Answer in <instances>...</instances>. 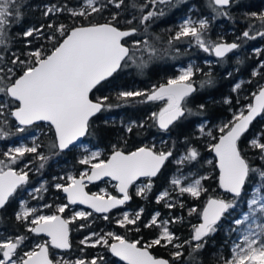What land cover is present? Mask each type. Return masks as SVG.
Here are the masks:
<instances>
[{
	"label": "snow or ice",
	"instance_id": "1",
	"mask_svg": "<svg viewBox=\"0 0 264 264\" xmlns=\"http://www.w3.org/2000/svg\"><path fill=\"white\" fill-rule=\"evenodd\" d=\"M109 3L120 8L124 4V0H108ZM172 0H147L144 5L139 7L141 13L144 8L151 4L153 10L142 14L140 23L146 24L153 17L163 15V9L156 11L157 5L170 4ZM233 0H210L213 10L219 15L227 16L228 13L223 9L230 6ZM99 0H85L84 7L79 9L61 8L52 5L46 8L45 15L54 12L68 11L71 16L87 17L92 13L100 12L106 5L101 4L97 7ZM252 17L259 19L261 25L264 26V13L257 15L251 14ZM20 18L19 5L17 0H0V45L6 44V29L10 23V18ZM118 14H114L111 20L103 24H90L88 26L80 25L69 28L67 25H59L56 29L62 41L53 37L54 43L50 51L37 49L28 53L29 60L26 62L21 60L15 53L12 54L14 59L10 61L12 65H19V70L15 67L0 66V94L8 98L0 100V116L5 115L4 109L9 108L10 103H15V109H9L8 115L15 118L21 126H29L37 121L48 122L55 132L56 141L52 147L64 151L76 145L80 138L89 135L90 120L97 113H100L107 105V96L97 98L94 102L90 98V93L97 88L103 81L112 77L121 67L123 63L132 60L129 55V47L126 46V37L136 34V28L122 30L117 23ZM135 19V17H133ZM129 24L132 20L128 21ZM52 27V25H48ZM209 24L207 20L193 21L191 18L184 20L179 26L174 37L169 40V45L173 41H180L182 38H191L196 45L203 49L206 53H211L217 58H225L228 53L238 49L240 45L232 42H209L205 39V33ZM147 30V29H146ZM41 35L42 30L39 28H29L24 31V37H32ZM243 37L255 39L249 31L243 32ZM260 37H264V31L257 33ZM140 42L137 41L138 45ZM147 47L150 55L155 54V50L148 46L147 41L143 42ZM4 59L0 56V61ZM142 62L138 67H144ZM264 67V64L261 65ZM199 69H194L192 65L179 70V75L175 78L167 80L166 84L154 86L149 92L142 91H122L117 95L118 100L127 101L129 98L144 97V102L165 101L164 106L159 112H153L149 119L153 120L156 126L167 132L170 126L185 116L186 112L192 114V110L185 107L186 98H188L196 89L193 87V76ZM258 71H254L253 75H259ZM209 79L201 83L211 84V74H207ZM229 75H231L229 73ZM241 84L237 83L234 90H239ZM254 103L247 105L246 112L242 110L239 114L229 122L219 127L221 135L212 137L216 139V143L209 145L212 152L217 158V167L219 168L218 183L219 188L226 194H230L231 199L221 196H209L202 210L197 207L189 209V215L197 214L201 222L194 226L193 234L190 240L183 244L175 243L178 239L176 235L170 231L168 220L160 221L156 213L151 218L150 223L145 227L158 226L160 233L158 237L141 245L139 240L129 241L124 236L114 232H108L105 235L92 233L96 239L89 245L96 247L103 245L115 257L126 262V264H170V261L164 258H158L152 254L150 249L154 246L167 247L172 245L176 251L171 255L173 260H179L183 256L182 249L185 244L192 246V251L202 250L207 240L205 238L217 232L218 222L225 217L230 209H235L238 199L244 193L246 183H249L250 174H256L258 183L253 182L250 189V199L246 201L251 214H264V168L252 167L249 158L244 154L241 147V139L249 130V126L258 117L264 114V87H261L258 93H253ZM226 103H231L227 100ZM200 109L204 108L203 104L199 105ZM7 123V120L4 121ZM143 127V124L139 125ZM24 131L23 127L17 129ZM128 132L132 131V127L127 128ZM204 133V128H200ZM212 136L211 132L207 133ZM7 133L0 128V138H5ZM264 131L252 136L246 143L252 150H259V158L264 161ZM39 144L33 146L21 145L19 147L10 148L4 153L8 158V163L0 160V209H4L9 199L16 193L17 189L22 188L29 182L28 164L20 170H15L11 165L22 161L26 154H37V159L46 161L47 157L42 153H38ZM101 153L99 151L92 152L79 161L81 164L90 165L91 171L83 172L76 176H68L70 183L57 184L55 187L61 189L67 194L68 204H63L56 209V213H64L65 209L70 205L88 204L90 208L97 213H108L112 209L125 204L131 199L129 194L130 186L141 177L148 178V183L137 189L136 194L143 196L146 191L152 187L151 179L156 177L164 167L166 161L173 156V152L157 151L155 147H139L135 151L125 153L122 150L115 149L111 156L106 160H99L92 163ZM199 152L196 148H190L187 154L178 161V163L195 162L199 160ZM209 164L212 161H208ZM44 167V163L40 164V168ZM102 177H110L117 181L116 187L122 193V198L116 196L89 195L84 189L86 187L85 180L91 182L101 179ZM209 176H201L192 180L187 186H180L181 179L175 178L171 180L172 185L180 186L181 194H189L195 199H199L202 194L208 192L202 181L208 180ZM37 189L36 191H39ZM105 195H107L105 193ZM169 193L164 192L157 202L168 197ZM171 208L175 205L166 204ZM183 207V205H180ZM51 207V205H45ZM37 208L25 205L21 211L16 213L15 219L21 223L27 222L31 225L27 230L30 233L46 234L50 239L43 243H37L31 250L24 251L23 246L27 237L19 235L17 237L6 239L0 243V264H73L67 260H57L50 256L49 249H70V229L69 225L77 217L86 219L91 216V212H76L71 219H65L59 214L38 215ZM143 212L133 214L125 212L117 223L121 227L127 225H135L140 219ZM31 217V219H30ZM107 220L109 217L104 215ZM251 219V215H244L243 220L237 219L235 223L242 225L245 221ZM139 231V228L136 229ZM91 237L81 241L82 244H88ZM109 240L115 242L109 243ZM140 245V246H138ZM19 250V251H18ZM104 264V258H93L86 262L83 259L77 260L74 264ZM223 264H264V224L257 223L255 230L251 228L243 235V243L234 244L231 250L230 259H224Z\"/></svg>",
	"mask_w": 264,
	"mask_h": 264
},
{
	"label": "trees",
	"instance_id": "2",
	"mask_svg": "<svg viewBox=\"0 0 264 264\" xmlns=\"http://www.w3.org/2000/svg\"><path fill=\"white\" fill-rule=\"evenodd\" d=\"M17 3L20 18H10L6 29V44L0 45V56L4 57L0 61V66L15 67L17 71L19 65L10 63L14 59L12 54L15 53L21 60L27 62L29 60L27 54L30 52L37 49L50 51L54 43L53 37L59 41L63 40V37L56 31L61 24L67 25L69 28L102 24L109 22L112 15L118 14L117 23L121 29L136 28V34L125 38L126 45L130 48V56L135 62L133 63L127 58L119 71L97 86L91 93V99L94 101L107 96L106 104L111 107H106L90 121L89 135H86L85 143L102 149L104 154H107L106 159L115 149L130 152L142 146L151 147L153 144L157 151L171 150L173 152V156L165 163L161 172L151 179L152 187L143 196L137 195V190L133 186L130 190V202L124 207L110 212L107 215L109 217L107 220L103 218L104 216L92 214L90 218L72 222L71 249L60 253L64 256L70 255L72 259H83L86 262L93 258L103 257L104 264H125L112 256L103 245L91 247L82 244L81 240L91 232L104 227L106 231H114L129 241L139 240L143 245L158 237L160 233L161 229L158 226L145 227L150 223L155 213L160 214L159 220L169 221V229L178 238L175 243L183 244L190 240L194 226L198 225L201 220L197 214L189 215V209L197 207L202 210L209 196L221 195L218 183L219 172L213 152L209 148L210 144L217 142L212 137L218 139L221 135L219 127L233 119L241 104L252 103V94L257 93L264 84V67H261L264 64V37L257 35L259 31H264V26L261 25L259 19L251 15L252 13L257 15L264 13V0H233L230 6L223 9L228 13L227 16L219 15L214 11L210 0H172L170 4L157 5L156 11L163 9L164 14L153 17L146 24L140 23V17L153 10V6L148 4L141 13L139 7L134 8L132 5H144L147 0H124V4L119 9L108 0H99L97 7L101 4L106 7L86 18L71 16L68 11L45 15L46 8L52 5L79 9L84 7L85 0H17ZM191 6L192 10H190ZM188 12L208 19L209 27L205 33L207 41L238 43L240 47L236 53L227 54L223 59L216 58L213 54L204 52L191 38H182L169 45V40L179 31V19ZM129 20H132L131 24L128 23ZM48 25H52V27H48ZM29 28H39L42 30V34L34 33L32 37H24V31ZM244 31H249L251 36H255V39L243 37ZM134 40L140 43L132 45L131 41ZM144 41H147L148 46L155 50L154 55H150ZM260 47L261 49L257 52L251 51ZM189 60L197 61L195 68L200 70L196 71L192 79L196 85V91L186 98L185 102V107L191 109L192 114L186 112L185 116L171 126L169 131L160 130L155 122L149 119L153 112H159L162 108L159 101L144 102V97L129 98L127 101L117 99L118 93L122 91L149 92L154 86L166 84L167 80L176 77L177 68L187 64ZM204 60L212 62L204 64ZM142 62L145 66L138 67ZM254 71H258L260 74L253 75ZM208 73L211 74L212 83H206L201 87V83L209 79ZM238 82H240L241 88L234 90ZM7 99L0 94V100L6 101ZM227 100H230L231 103H226ZM200 104L204 105L203 109L199 108ZM8 109L14 110L15 103H10ZM244 111L246 112V109ZM5 120L7 123H4ZM203 122H206V129L212 133L211 137L207 133H201L198 129L199 124ZM127 123L132 127L131 132H128L125 127ZM141 124L143 127L139 126ZM20 127L23 126L19 125L8 113L0 116V128H3L7 133L5 138H0V159L6 158L4 153L17 144L27 132L34 129L36 124L31 127H23L24 131L22 132L17 130ZM47 129L48 132L43 131L37 139L40 144L38 153L46 156L47 160L40 161L36 158L37 154H26L22 161L15 164V167H24L25 163L28 164V184L34 185L38 180H45L46 187L44 185L42 189L48 190L41 191L42 203L51 202L53 200L51 194L59 193L64 197L62 190L54 189L51 182L53 176L59 174V169L65 163L76 164L78 171L85 166V164L79 163L82 153L76 147L65 152L52 147L56 141L55 132L51 126H48ZM262 131H264V114L253 123L241 139V147L252 167L264 168V161L259 158V150L250 149L246 141L256 132ZM262 142H264V138H262ZM190 148H196L200 156L198 161L187 162V164L191 165V169L198 175L210 177L208 180L202 181L208 192L202 194L199 199H195L187 193L174 194L172 192L164 200L157 202L163 190H171V177L179 168L176 160L182 154L186 155ZM208 161H212V163L209 164ZM41 163H44L43 168H40ZM253 182L258 183L256 174H250L249 183H246L244 193L237 201V207L230 209L225 217L218 222L217 232L205 238L207 243L202 250L193 252L192 246L185 244L182 249H179L183 252V256L179 260L172 258L171 254L177 250L172 245L154 246L150 249L151 252L156 257L168 259L170 264H223V260L229 259L231 256L230 247L235 230L233 221L240 211L246 210V201ZM22 188L18 189L5 208L0 211V229L13 237L26 236L27 240L23 247V250L26 251L33 247L39 237L28 232L26 222L21 223L15 219L20 197H22L20 195ZM87 188L92 193L96 186L90 185ZM226 198L230 199V197ZM62 201H65V198ZM166 204L175 206L169 208ZM181 204L183 207L180 206ZM125 209H130L132 213L143 209L140 219L135 225L121 227L117 223ZM63 215L68 217L69 211H65ZM137 228L139 231H136ZM112 242L113 240H109V243ZM53 250L51 249V256L55 260L56 256ZM98 264H100L99 260Z\"/></svg>",
	"mask_w": 264,
	"mask_h": 264
},
{
	"label": "rangeland",
	"instance_id": "3",
	"mask_svg": "<svg viewBox=\"0 0 264 264\" xmlns=\"http://www.w3.org/2000/svg\"><path fill=\"white\" fill-rule=\"evenodd\" d=\"M85 5V4H84ZM193 7L191 6L190 7V10H192ZM188 18H191L193 21H199V20H207V18H204V17H200L198 16L197 14H194L192 12H188L187 14H185L183 17H181L179 19V22H178V27L180 26L181 23L184 22V20L188 19ZM209 22V21H208ZM131 44L132 45H135L136 44V41H131ZM261 49L260 48H256L254 50H251L252 52H257ZM237 51L234 50L233 52H231L232 54H235ZM230 54V53H229ZM210 61L211 60H204L203 63L204 64H210ZM212 62V61H211ZM197 64V61L195 60H189L187 64L183 65V66H179L177 68L178 70V73L176 76H178L180 73H179V70L181 68H186L187 66L189 65H192L195 68ZM196 74V73H195ZM195 76V75H194ZM193 76V77H194ZM175 78V77H174ZM193 79V78H192ZM240 83V82H238ZM160 105L163 107L164 104H165V101H159ZM247 105L248 104H241L240 107L238 108V110L236 111L235 114H239L240 111L242 110H245L247 109ZM9 111L8 108H5L4 109V113L7 114ZM191 115V114H190ZM42 125V126H40ZM130 124H126L125 127L128 128ZM49 125H46V124H36V127L34 129H32L31 131L27 132L24 137L20 138L19 142L15 145H13L11 148L13 147H19L21 145H27V146H33V144H39L38 143V137L39 135L44 131L45 133L48 132V127ZM45 127V128H44ZM203 127L204 128V133H208L209 130L206 129V122H203L201 124H199L198 126V129L200 130V128ZM259 132H256L255 134H257ZM254 134V135H255ZM40 145V144H39ZM155 146L154 144L151 145V147ZM77 149H79V151L82 153V158L83 159L85 156L87 155H90L92 152H97L99 151L101 153V155L92 161V163H97L99 160H106V156L107 154H104L103 150L100 149V148H95V147H92L91 145L87 144V143H83L81 145H78L76 146ZM185 155L182 154L181 156L178 157V159L176 160L177 161V164L179 165V168L174 172V174L172 175L171 177V180L172 179H175V178H179L181 179V185L180 186H187L188 183H190L192 180L194 179H197L199 177H201V175H198L193 169H191V165L188 166L187 162L181 164V163H178L179 160H181ZM0 160H4L6 163H8V158H4V159H0ZM15 170H20L21 168L23 167H15V164L11 165ZM26 171H28L27 169H25ZM59 174H57L56 176H53L52 178V182L53 183V186H54V189L56 190H60V189H57L55 186L57 184H64L65 186L70 183V181L67 179L68 176L72 175V176H76V177H79V175L83 172H90L91 171V166L90 165H85L84 167L81 168V170L78 171V166L76 164H73L71 162H68V163H65L64 166L62 168L59 169ZM29 174V172H28ZM205 176V175H204ZM36 184H27L25 185L22 190H21V193L20 195L22 197H20V201H19V207H18V210H17V213L19 211L22 210V208L27 205L28 207H35L37 208V214L38 215H52V214H57L55 212V210L63 205V204H68L67 201H66V197H62L61 195H59V193H55V194H51V198L53 200H51V202L49 203H42V199H43V195L41 193L42 192H45L47 191L48 189H42V186L45 185L46 187V184H45V180H38V182H35ZM148 183V179H142L140 181H138L135 185H134V188L137 190L139 187H143L145 186V184ZM96 188L92 191L93 194H96V195H104V197H108V196H113V195H117V191H116V183H114L113 181H105V182H101V183H98L95 185ZM180 186H174L172 185L171 183V190H163L159 197L164 193V192H168L169 194H171L172 192L174 194H177L179 193V187ZM253 187V186H252ZM251 187V188H252ZM250 188V189H251ZM37 189H40L39 191H36ZM105 193L107 195H105ZM222 195V193H221ZM220 195V196H221ZM63 198H65V201H62ZM174 199L176 197H173ZM159 199V198H158ZM231 199V198H230ZM248 199H250V191H249V197ZM45 205H51V207H45ZM247 205V203H246ZM237 207V206H236ZM235 207V208H236ZM65 211H69V216L67 217L68 219H71L72 216L74 215V213L76 212H80V211H83V212H90L84 208H80V207H73V206H69L68 208L65 209ZM127 212L129 213L130 216H132L133 214L135 213H132V211L130 209H125L122 213V216L123 214ZM92 213V212H91ZM137 213V212H136ZM94 214V213H92ZM156 214V213H155ZM154 214V215H155ZM96 215V214H95ZM231 215H234V213H231ZM244 215H251V219L248 220V221H245L242 225H237L235 223V221L237 219H240V220H243V217ZM122 216L118 219L120 220L122 218ZM87 218H90L87 217ZM86 218V219H87ZM31 219V217H30ZM78 219H81L79 217H77L75 220H73L72 222H75L77 221ZM158 220V224L160 221H163V220ZM166 220V219H165ZM27 223V222H26ZM234 223V226H235V230H234V239L232 241V244H231V247H230V250H232L234 244L236 243H243V235L245 233H247L249 231V229L251 228L252 230H255V225L257 223H260V224H264V214H251L250 212V209L247 205V208L246 210H242L240 211V213L236 216L235 220L233 221ZM28 224V223H27ZM31 225L28 224V228L30 227ZM171 231V230H170ZM108 232H114V231H106V229L104 227H101L99 228L98 230H95L93 232H91L90 234L86 235L81 241L85 240L86 238L88 237H91V239L89 240L88 244H84V245H90L95 239L96 237H93L92 236V233H97L99 235H105L106 233ZM172 232V231H171ZM115 233V232H114ZM117 234V233H116ZM120 235V234H118ZM122 236V235H121ZM9 238H15L13 236H10V235H7L4 233L3 230L0 229V243L4 242L6 239H9ZM45 242L44 238H41L39 237L35 242H34V245L33 247L37 244V243H43ZM25 246V245H24ZM23 246V247H24ZM31 250V249H29ZM19 251V250H18ZM27 251V250H26ZM54 252V255L56 256V259L55 261L57 260H67V261H70V262H74L77 261L78 259H72L70 257V255L68 256H64L62 253L56 251V250H53ZM2 258V257H0ZM230 259V258H229Z\"/></svg>",
	"mask_w": 264,
	"mask_h": 264
},
{
	"label": "water",
	"instance_id": "4",
	"mask_svg": "<svg viewBox=\"0 0 264 264\" xmlns=\"http://www.w3.org/2000/svg\"><path fill=\"white\" fill-rule=\"evenodd\" d=\"M103 24V23H102ZM88 26V25H87ZM123 30V29H122ZM127 46V45H126ZM127 47H129V46H127ZM129 50H130V48H129ZM229 54V53H228ZM129 55H130V51H129ZM217 58V57H216ZM127 59V58H126ZM120 70V69H119ZM118 70V71H119ZM115 74V73H114ZM113 74V75H114ZM111 78V77H110ZM109 79V78H108ZM107 79V80H108ZM103 82H105V81H103ZM102 82V83H103ZM99 86V85H98ZM193 87L195 88V86L193 85ZM262 87H264V84H263V86ZM94 90V89H93ZM259 91V90H258ZM93 92V91H92ZM194 93V92H193ZM192 93V94H193ZM258 93V92H257ZM90 98H91V93H90ZM94 101V100H93ZM95 102V101H94ZM252 103H254V99H252ZM102 112V111H101ZM100 112V113H101ZM99 113H97L95 116H97ZM245 114H247V112H245ZM95 116H93L92 118H91V120L95 117ZM259 117H261V116H258L253 122H252V124L249 126V129L251 128V126L253 125V123L259 118ZM14 118V117H13ZM15 119V118H14ZM90 120V121H91ZM17 123H18V121H16ZM19 124V123H18ZM35 124H46V125H49V126H51L48 122H45V121H37V122H35L34 124H32V125H29V126H23V127H31V126H33V125H35ZM52 127V126H51ZM54 129V128H53ZM249 131V130H248ZM247 133V132H246ZM246 133L244 134V136L246 135ZM243 136V137H244ZM86 137V136H85ZM85 137H82V138H80V140L79 141H77L76 142V145L75 146H73V147H70L69 149H66V150H64L63 152H65V151H69L70 149H72V148H74V147H76V146H78V145H81V144H83V143H85ZM242 137V138H243ZM142 147H145V146H142ZM136 150V149H135ZM135 150H133V151H135ZM131 152V151H130ZM125 153H128V152H125ZM110 156H111V154H110ZM109 156V157H110ZM213 156H214V159H215V162H216V165H217V158H216V156H215V153L213 152ZM108 157V158H109ZM217 167V166H216ZM217 169H218V172H219V168L217 167ZM162 170V169H161ZM89 174H90V172H89ZM77 178H79V177H77ZM155 178V177H154ZM142 179H148V178H144V177H141L140 179H138L137 181H135L131 186H130V188H129V194H130V189H131V187L134 185V184H136L138 181H140V180H142ZM153 179V178H152ZM107 180H109V181H113L114 183H116V185H117V181H115V180H112L110 177H102L101 179H98V180H93V181H91V182H89V181H87V179L85 180V184H86V187H85V191L89 194V195H93V193H91V192H89L88 191V186H90V185H95V184H97V183H101V182H105V181H107ZM67 186V185H66ZM246 186V185H245ZM17 191H18V189H17ZM116 191H117V195H113V196H116L117 198H122V193H120L119 191H118V188L116 187ZM220 191H221V193H222V195H221V197H230L231 198V196H230V194H226L222 189H220ZM63 192V191H62ZM63 195L66 197V201H67V203H69L68 202V200H67V194L66 193H64L63 192ZM105 199H107L108 197H104ZM10 200V199H9ZM131 200V199H130ZM130 200L129 201H126L125 202V204H123V205H120V206H118V207H116V208H114V209H112L110 212H112V211H114V210H116V209H119V208H122V207H124L127 203H129L130 202ZM206 202H207V200H206ZM206 202H205V204H206ZM70 206H73V207H80V208H84V209H86V210H88V211H90V212H92V213H94V214H96V215H101V216H104V215H108L110 212H108V213H97V212H95L94 211V209H92V208H90L89 207V205L88 204H75V205H70ZM2 209H0V211H1ZM59 215H61L63 218H65V219H68L67 217H65L64 215H63V213H59ZM201 222V221H200ZM69 229H70V243H71V234H72V232H71V224L69 225ZM35 236H37V237H41V238H44V240L45 241H48L50 238L49 237H47L46 236V234H43V233H40V234H35V233H33ZM115 242V241H114ZM113 243V242H112ZM72 246V245H71ZM139 246V245H138ZM51 249H55V248H50L49 249V253H50V256H51ZM71 249V248H70ZM70 249H67V250H65V249H55V250H57V251H59V252H64V251H68V250H70ZM151 251V250H150ZM111 253V252H110ZM153 254V253H152ZM111 255L112 256H114L112 253H111ZM154 255V254H153ZM155 256V255H154ZM52 257V256H51ZM115 257V256H114ZM116 258H118V257H116ZM158 258H163V257H158ZM119 259V258H118ZM164 259H166V258H164ZM168 260V259H167ZM55 261V260H54ZM122 261V260H121ZM122 262H124V261H122ZM125 264H126V262H124Z\"/></svg>",
	"mask_w": 264,
	"mask_h": 264
},
{
	"label": "flooded vegetation",
	"instance_id": "5",
	"mask_svg": "<svg viewBox=\"0 0 264 264\" xmlns=\"http://www.w3.org/2000/svg\"><path fill=\"white\" fill-rule=\"evenodd\" d=\"M193 85L195 86V89H196V85H195L194 83H193ZM191 95H192V94H191ZM191 95H190V96H191ZM177 122H178V121H177ZM177 122H176V123H177ZM170 127H171V126H170ZM166 162H167V161H166ZM97 184H98V183H97ZM95 185H96V184H95ZM134 185H135V184H134ZM134 185H133V186H134ZM133 186H132V187H133ZM132 187H131V188H132ZM130 190H131V189H130ZM113 242H114V241H113ZM54 250H55V249H54ZM56 251H57V250H56ZM58 252H59V251H58Z\"/></svg>",
	"mask_w": 264,
	"mask_h": 264
}]
</instances>
